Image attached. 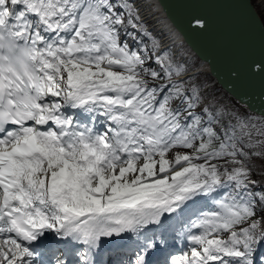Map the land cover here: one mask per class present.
<instances>
[{
  "label": "water",
  "instance_id": "95a60500",
  "mask_svg": "<svg viewBox=\"0 0 264 264\" xmlns=\"http://www.w3.org/2000/svg\"><path fill=\"white\" fill-rule=\"evenodd\" d=\"M221 87L264 114V24L251 0H156Z\"/></svg>",
  "mask_w": 264,
  "mask_h": 264
},
{
  "label": "bare ground",
  "instance_id": "6f19581e",
  "mask_svg": "<svg viewBox=\"0 0 264 264\" xmlns=\"http://www.w3.org/2000/svg\"><path fill=\"white\" fill-rule=\"evenodd\" d=\"M142 4H141V13L142 15H147L149 13V11H155L157 13V15L161 18L160 21H158L156 24L154 23L153 28L154 31H156L157 33H159L160 35H164L166 34L168 31H171V35L170 37L173 38V40L179 42L176 37L174 36L173 33H175L173 30H175V28L172 27L171 23H168L167 20L165 19L164 15L162 14L161 10L159 9V7L157 6V2L155 0H142ZM254 2V1H253ZM146 5V10H144L143 7H145ZM147 11V12H146ZM176 31V30H175ZM183 49L185 52H188L187 47L185 46V44H182ZM82 192H70L68 191L64 197L67 199L71 196H78L81 195ZM146 235L145 232H143L140 236L143 238ZM146 242V240L142 239L140 242V245H144Z\"/></svg>",
  "mask_w": 264,
  "mask_h": 264
},
{
  "label": "rangeland",
  "instance_id": "374dc122",
  "mask_svg": "<svg viewBox=\"0 0 264 264\" xmlns=\"http://www.w3.org/2000/svg\"><path fill=\"white\" fill-rule=\"evenodd\" d=\"M254 1V2H253ZM256 0H252L253 3H255V7H256ZM257 6H258V12H260L259 14H261V18L264 22V0H257ZM263 6V7H262ZM257 9V8H256ZM263 9V10H262ZM147 12V11H146Z\"/></svg>",
  "mask_w": 264,
  "mask_h": 264
}]
</instances>
